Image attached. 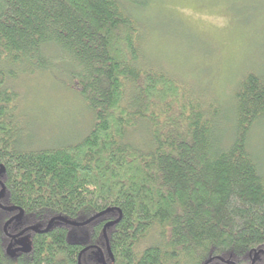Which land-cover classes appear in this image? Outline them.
<instances>
[{
  "label": "trees",
  "instance_id": "trees-1",
  "mask_svg": "<svg viewBox=\"0 0 264 264\" xmlns=\"http://www.w3.org/2000/svg\"><path fill=\"white\" fill-rule=\"evenodd\" d=\"M136 1L0 0V264H264V177L248 150L264 81H238L227 142L218 113L138 66ZM34 71H67L61 85L92 114L80 141L20 148L6 84ZM140 120L148 152L124 140ZM154 227L159 242L139 251Z\"/></svg>",
  "mask_w": 264,
  "mask_h": 264
},
{
  "label": "rangeland",
  "instance_id": "rangeland-1",
  "mask_svg": "<svg viewBox=\"0 0 264 264\" xmlns=\"http://www.w3.org/2000/svg\"><path fill=\"white\" fill-rule=\"evenodd\" d=\"M136 2L143 9L130 5L129 10L140 32L138 66L162 73L184 89L186 100L198 102L206 113H218L217 133L229 142L235 132L232 111L238 81L249 73L264 81V0ZM66 72L34 71L6 84L17 95L20 148L67 146L87 134L92 114L77 94L61 85L71 83ZM134 94L128 84L125 104ZM124 140L141 152L150 151V124L137 121L125 131ZM248 150L264 177V116L248 135ZM159 240L154 227L138 244L139 251Z\"/></svg>",
  "mask_w": 264,
  "mask_h": 264
},
{
  "label": "water",
  "instance_id": "water-1",
  "mask_svg": "<svg viewBox=\"0 0 264 264\" xmlns=\"http://www.w3.org/2000/svg\"><path fill=\"white\" fill-rule=\"evenodd\" d=\"M0 170H2V168ZM27 251H28V249H27Z\"/></svg>",
  "mask_w": 264,
  "mask_h": 264
}]
</instances>
